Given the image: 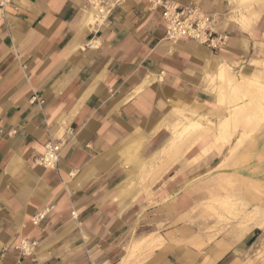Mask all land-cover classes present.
I'll use <instances>...</instances> for the list:
<instances>
[{"label":"crops","instance_id":"0c3cea01","mask_svg":"<svg viewBox=\"0 0 264 264\" xmlns=\"http://www.w3.org/2000/svg\"><path fill=\"white\" fill-rule=\"evenodd\" d=\"M154 1L125 0L94 22L88 0H11L0 20V264H247V239L201 242L184 219L202 175L244 178L243 165L215 162L233 142L213 141L243 106L231 101L251 95L242 81L264 86V2L162 0L213 14L227 34L215 51L167 40ZM66 127L56 167L35 163ZM251 139L258 150L264 126Z\"/></svg>","mask_w":264,"mask_h":264},{"label":"rangeland","instance_id":"374dc122","mask_svg":"<svg viewBox=\"0 0 264 264\" xmlns=\"http://www.w3.org/2000/svg\"><path fill=\"white\" fill-rule=\"evenodd\" d=\"M240 2L244 7L247 5L251 7L252 4L263 3L264 0ZM252 81L255 84L250 88L253 94L231 101L247 104L240 110H229L231 119L228 118L218 127L222 132H226L228 137L216 138L213 141L217 149L223 144H227L229 148L231 141L233 142L226 156L214 155L217 156L215 162L224 159L225 163L243 165L244 178L236 180L217 175L216 178L204 183L205 175H202L197 180L199 185L193 190L196 202L191 206L189 216L184 220L191 234L200 238L201 242L220 236H231L235 240L244 237L247 239L246 245H249L245 252L247 264H252L253 261L254 264H264V140L260 143L257 152L251 139V134L264 126V92L261 84ZM254 87H257V95ZM257 100L263 103L260 102L258 105ZM201 127L198 123L189 126L190 129ZM237 130H241V134L237 139L231 140L230 135L235 134ZM221 165L219 163L218 167ZM252 165L258 171H252ZM258 172L261 184L255 187L251 183V176ZM212 173L218 174L220 171L215 170ZM253 199L256 201L253 202Z\"/></svg>","mask_w":264,"mask_h":264},{"label":"built area","instance_id":"2783aa9c","mask_svg":"<svg viewBox=\"0 0 264 264\" xmlns=\"http://www.w3.org/2000/svg\"><path fill=\"white\" fill-rule=\"evenodd\" d=\"M125 0H88L94 14V22L104 20L112 9ZM11 0H0V20L5 17L6 9ZM155 5L162 8V18L165 24V38L176 42L180 40H191L204 45L212 50L221 51L226 47L227 34L216 30L217 19L213 14L205 12L199 7L181 5L175 2L155 0ZM34 99V98H33ZM11 130L10 133H14ZM72 134L69 127L64 129L63 136L58 139H48L44 144L43 152L36 156L34 162L45 168H55L63 144L67 136ZM45 215V211L32 217L33 224H37ZM36 242L21 240L17 246L23 254L33 252Z\"/></svg>","mask_w":264,"mask_h":264},{"label":"bare ground","instance_id":"6f19581e","mask_svg":"<svg viewBox=\"0 0 264 264\" xmlns=\"http://www.w3.org/2000/svg\"><path fill=\"white\" fill-rule=\"evenodd\" d=\"M244 1H245V0H244ZM92 16H93V15H92ZM91 21L93 22L92 17H91ZM221 67H222V66H221ZM225 68H226V66H225ZM221 69H222V68H221ZM224 71H225V70H224ZM227 71H228V70H227ZM225 74H226V73H225ZM222 75H223V74H222ZM222 75H221V76H222ZM228 76H230V75H228ZM228 76H227V77H228ZM222 79H223V78H222ZM224 80H225V79H224ZM224 80H223V81H224ZM229 80H230V79H229ZM239 81H240V80H239ZM228 82H229V81H228ZM236 82L239 83L238 81H236ZM236 82H234V84H236ZM242 82H243V83H242ZM242 82H240V84L242 83L241 86H243L245 89H248V90L250 91L249 94H253V93H252L253 91L250 90V88H251L252 86L255 85V84L253 83V81H252V80L250 81L249 79L247 80V78H246V79H244ZM240 84H239V85H240ZM241 88H242V87H241ZM261 88H262V91L264 92V86H261ZM249 91H248V92H249ZM241 95H242V94H241ZM244 95H245V94H244ZM240 99H241V98H240ZM257 101H258V103H257L258 105L260 104V102L263 103V101H260V100H257ZM244 105H246V104H244ZM244 105H243V106H244ZM243 106L237 107V108H236V111H237V110H240V108H242ZM220 125L222 126V123H221ZM201 126H202V125H201Z\"/></svg>","mask_w":264,"mask_h":264}]
</instances>
